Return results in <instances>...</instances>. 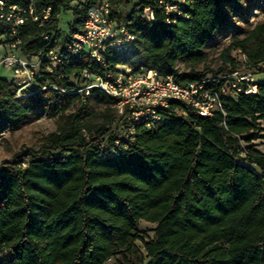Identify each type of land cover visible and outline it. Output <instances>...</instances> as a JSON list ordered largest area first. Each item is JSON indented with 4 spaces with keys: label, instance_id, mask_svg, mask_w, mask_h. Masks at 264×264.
<instances>
[{
    "label": "trees",
    "instance_id": "1",
    "mask_svg": "<svg viewBox=\"0 0 264 264\" xmlns=\"http://www.w3.org/2000/svg\"><path fill=\"white\" fill-rule=\"evenodd\" d=\"M110 1L116 6L121 0ZM154 1L138 0L123 15L115 9L135 35V49H107L105 67L83 51L52 70L43 60L32 81L37 85L20 93L0 76V135L35 111L57 116L43 142L27 148L28 162L21 159L23 150L9 163L0 162V264H104L139 238L147 257L141 264H264V152L254 148L258 120L264 122V21L232 38L217 69H197L205 61L204 46L228 20L225 6L234 11L252 0H187L183 14L170 22ZM33 2L38 20L27 16L19 26L15 50L26 57L62 51L83 29L89 4L78 0L71 9V0ZM146 6L156 21L135 16ZM48 7L49 18L40 25ZM70 10L73 21L62 40L59 15ZM10 34L0 19V37L8 45ZM234 48L263 74L255 94L223 97L225 115L201 116L172 101L167 121L137 126L124 153L102 155L113 145V124L122 118L104 92L75 91L86 81L84 70L103 75L117 65L152 68L187 82L238 66ZM181 58L188 72L179 71ZM92 97L108 102L102 112L91 109ZM140 221L155 223L153 237L137 235Z\"/></svg>",
    "mask_w": 264,
    "mask_h": 264
},
{
    "label": "built area",
    "instance_id": "2",
    "mask_svg": "<svg viewBox=\"0 0 264 264\" xmlns=\"http://www.w3.org/2000/svg\"><path fill=\"white\" fill-rule=\"evenodd\" d=\"M89 7L85 13L83 29L71 35L64 44L62 51L50 50L40 56L26 57L16 52L20 42L18 29L29 16L38 20L33 0H28L27 6L10 5L7 0H0V19L11 28L9 52L0 57V65L12 69L19 79L18 92L30 85L43 60L50 62L49 70L63 63L65 58L79 52L87 53L101 66L105 67L104 52L109 49L117 53H131L135 49V35L127 26V22L118 19L115 7L110 0H84ZM164 13L166 22L175 21L182 15L188 5L187 0H156ZM50 7L44 10L40 20L43 25L48 20ZM140 19L156 21L154 9L146 6L135 13ZM49 39V35H44ZM55 40V39H54ZM238 54V66L226 65L223 70L208 72L204 76L178 82L172 75L162 76L152 68H142L133 71L128 66L117 65L114 70H107L103 75L93 74L84 70L86 81L75 91L89 94L92 89L104 92L114 99V106L122 121L113 124L115 138L113 145L102 155L124 153L130 142L135 138L137 126L151 128L156 121H167L165 112L172 101H181L201 116H213L221 111L223 97L235 98L239 94H255L258 90L257 75L262 72L257 67H250L247 55L240 49L234 48ZM186 115L184 109H177Z\"/></svg>",
    "mask_w": 264,
    "mask_h": 264
},
{
    "label": "rangeland",
    "instance_id": "3",
    "mask_svg": "<svg viewBox=\"0 0 264 264\" xmlns=\"http://www.w3.org/2000/svg\"><path fill=\"white\" fill-rule=\"evenodd\" d=\"M78 0H71L69 3L72 9ZM138 0H121L116 3L115 9H117L122 15L130 11L133 8V4ZM228 11L227 22L214 34L209 42L203 48V54L205 61L197 66V69H201L202 66L208 65L211 69H217L222 60L220 53L224 47H226L233 37H243L251 28L257 23L264 21V0H252L251 2L242 1L238 10H231L230 6H225ZM73 17L71 10L66 14L59 15L58 28L62 32V40H64V34L69 31V25L72 23ZM9 45L6 42V38L0 37V57L9 52ZM17 52V51H16ZM231 55L235 59L238 58V54L234 49L231 50ZM177 67L179 71L188 72L190 67L187 64L185 58H181L177 61ZM262 73L257 75L258 78L262 77ZM0 76L7 77L6 79L13 81L15 85H19V79L15 77L11 68L0 65ZM31 86H36L37 82L30 83ZM29 85V86H30ZM28 87V86H27ZM108 105L107 101L101 100L99 97L91 98V109L96 112H102ZM57 116H49L44 112L35 111L30 114L21 125L13 130L6 129L0 135V162L5 164L9 163L13 155L23 150L21 159L24 163L30 160V154L28 147L37 148L42 142L44 137L56 127ZM258 137L254 142V148L264 152V122L258 120ZM47 158V156H45ZM22 163L23 165H25ZM155 223L140 221L137 226V235L139 237L151 238L154 235ZM147 261L144 247L141 239H136L134 247L129 251L118 250L111 258H109L104 264H141Z\"/></svg>",
    "mask_w": 264,
    "mask_h": 264
},
{
    "label": "crops",
    "instance_id": "4",
    "mask_svg": "<svg viewBox=\"0 0 264 264\" xmlns=\"http://www.w3.org/2000/svg\"><path fill=\"white\" fill-rule=\"evenodd\" d=\"M4 78H7V77H4Z\"/></svg>",
    "mask_w": 264,
    "mask_h": 264
}]
</instances>
